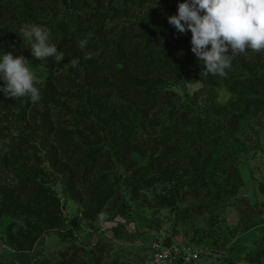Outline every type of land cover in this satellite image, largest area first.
I'll return each mask as SVG.
<instances>
[{
  "label": "trees",
  "instance_id": "16d2710c",
  "mask_svg": "<svg viewBox=\"0 0 264 264\" xmlns=\"http://www.w3.org/2000/svg\"><path fill=\"white\" fill-rule=\"evenodd\" d=\"M179 2L0 0V52L45 70L34 80L37 103L0 94V223L10 218L0 241L34 252L56 232L64 243L54 257L36 253L25 264H124L106 242L77 246L64 212L69 201L95 234L110 224L114 239L178 244L198 255L230 252L238 235L264 232V198L251 203L238 194V165L264 137V50L233 56L224 76L202 75L190 32L167 22ZM32 24L63 52L59 64L26 49L18 33ZM188 85L198 87L190 92ZM259 183L264 197V175ZM229 208L239 212L234 225ZM202 216L208 227L196 224ZM136 220L146 231H129ZM227 261L264 264V249ZM0 264L16 263L0 256Z\"/></svg>",
  "mask_w": 264,
  "mask_h": 264
},
{
  "label": "clouds",
  "instance_id": "9594fccd",
  "mask_svg": "<svg viewBox=\"0 0 264 264\" xmlns=\"http://www.w3.org/2000/svg\"><path fill=\"white\" fill-rule=\"evenodd\" d=\"M167 22L180 34L190 32V51L202 66L200 73L204 76H224L225 70L231 68L233 56L264 50V0H182ZM18 36L27 42L26 49L33 58H52L57 64L64 59L42 26H23ZM88 39H81L78 48L84 49ZM84 59H91V55L86 54ZM71 63L76 66L79 61L73 58ZM29 66V60L22 55L0 52V94L13 100L27 97L37 103L40 91Z\"/></svg>",
  "mask_w": 264,
  "mask_h": 264
},
{
  "label": "rangeland",
  "instance_id": "374dc122",
  "mask_svg": "<svg viewBox=\"0 0 264 264\" xmlns=\"http://www.w3.org/2000/svg\"><path fill=\"white\" fill-rule=\"evenodd\" d=\"M35 77V81H41L45 70L39 66H33L29 68ZM198 85H188L187 88L191 92L196 89ZM221 99L224 101L227 98V93L222 92ZM264 119V109L259 115ZM261 149L256 150L254 153L250 152L248 154L247 163H241L238 165V171L242 177V186L239 189V196L246 197L251 203L260 202L263 200L261 192L258 190V182L260 181V186L262 187V176L264 175V137L260 138ZM234 146H237L236 144ZM263 148V150H262ZM63 201V198L61 197ZM65 209V214L68 215L70 220V226L72 233L76 239V244L79 247L87 246L93 247L98 241L106 242L107 246H113V251L111 252L112 257L117 256L119 260L124 264H153L151 261L150 254V243L149 241H144L136 238L132 240H120L114 239L111 237L108 229L112 225L103 224L101 229L106 230L104 234L99 233L95 234L85 225L81 224L80 215L78 214V206L73 202H63ZM239 219V212L236 209L229 208L227 210V223L230 225L236 224ZM117 220V219H116ZM120 220V219H118ZM10 218L4 217L0 223V232L4 235L6 225L9 223ZM196 224L199 227H208V219L206 216H202ZM82 225V226H81ZM129 231L133 230L146 231V225L143 221H135V224L128 225ZM166 225L163 224L161 227L162 233L166 229ZM262 232V228H257L252 231H249L243 235H238L234 242L232 243V249L230 252H225L223 254L209 255L208 253H200L198 259L193 264H230L227 260L241 261L244 260L247 256L249 250H257L259 246L264 249V242L262 245L259 243ZM179 243H185V238L177 237ZM257 241L258 243H254ZM108 243V244H107ZM64 243L59 239L56 232H51L44 239H41L39 244L33 248L34 252H16L8 247L2 245L0 241V256H3L5 259H9L16 264H25L31 260H34L39 254L40 258H52L56 253L63 249ZM193 248V247H192ZM39 251L41 253H39ZM200 252V251H199ZM256 252V251H254ZM80 254V253H79ZM83 253L80 254L82 256ZM242 264L241 262H238Z\"/></svg>",
  "mask_w": 264,
  "mask_h": 264
},
{
  "label": "built area",
  "instance_id": "2783aa9c",
  "mask_svg": "<svg viewBox=\"0 0 264 264\" xmlns=\"http://www.w3.org/2000/svg\"><path fill=\"white\" fill-rule=\"evenodd\" d=\"M161 243L152 242L150 245L153 264H171L180 259V264H193L199 257L196 250L188 246L173 245L168 248H162Z\"/></svg>",
  "mask_w": 264,
  "mask_h": 264
}]
</instances>
